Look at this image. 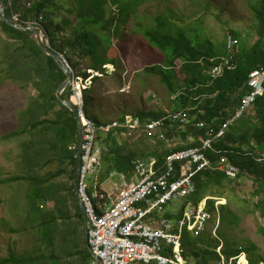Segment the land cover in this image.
I'll use <instances>...</instances> for the list:
<instances>
[{
  "label": "trees",
  "instance_id": "1",
  "mask_svg": "<svg viewBox=\"0 0 264 264\" xmlns=\"http://www.w3.org/2000/svg\"><path fill=\"white\" fill-rule=\"evenodd\" d=\"M252 1L251 8L257 19V39L251 45H244L241 32L227 31L226 37L235 35L240 44L232 61L234 66H225L216 78L211 77V71L220 58L227 55L226 40L217 45L209 37L199 34L197 27L181 26L170 20L168 14L157 15L155 26L142 27L140 34L136 33L145 37L150 47L161 54V60L146 66L145 70L159 76L170 94L175 95V110H186L191 115L187 123L166 120L161 135L173 138L181 134L184 139L193 136L194 140L174 148H165L164 142H160L159 148L150 152L157 156L158 166L163 165L170 152L201 144L199 138L206 135V131L199 127L200 121H214V130L218 131L249 91L247 81L251 71L264 66V0ZM140 3L141 0H6L5 15L13 19L18 14V23L28 25L32 22L42 28L46 44L70 61L73 54L79 58L89 57L92 59L90 68L99 69L110 63L118 65L119 50L113 40L120 38L123 25L137 13ZM49 24L58 28L64 39L59 41L58 37L55 42ZM101 47L110 52L109 57L99 53ZM0 55L2 79L11 80L22 88L33 86L37 92L31 97L28 108L21 111L22 119L25 118L24 127L3 137L21 138L24 173L0 179V182L29 183L25 204L28 221L36 229V243L20 254L0 257V264H93L95 258L86 243L85 221L76 187L78 121L56 94L67 75L55 58L38 44L32 30L20 29L2 19ZM83 76L86 78L88 74ZM91 92V88L84 91L86 107L91 101ZM63 96L74 101L70 87L65 89ZM134 114L148 120L165 117L169 113L141 110ZM144 137L130 140H143ZM99 140L107 148L101 165L109 172L133 171L134 157L129 154L131 144L115 133L100 134ZM207 153L213 167L195 177L197 191L194 202L206 196L227 197L228 191L234 194L239 189L241 178L247 177L256 183L252 194L261 196L255 206L264 220V94ZM223 159L239 167L238 178H231L217 168ZM48 165H55V168L47 172L44 169ZM215 202L213 198L208 201L212 214L216 217L219 210L220 220L222 218L223 223L234 225L239 217L228 206L229 201L219 205L218 209ZM43 203H50L52 207L45 209ZM260 231L264 233V227L261 226ZM15 232H22V229ZM183 245L187 258L201 256L199 263L194 261L193 264L220 260L217 251L220 246L228 261L234 258L232 264H237L235 259L242 252L248 256L245 264L264 263L262 255L256 256L255 251L259 247L255 242L248 241L247 245L241 246L242 249L234 247L220 228L215 235L209 228L199 234L186 231Z\"/></svg>",
  "mask_w": 264,
  "mask_h": 264
},
{
  "label": "rangeland",
  "instance_id": "2",
  "mask_svg": "<svg viewBox=\"0 0 264 264\" xmlns=\"http://www.w3.org/2000/svg\"><path fill=\"white\" fill-rule=\"evenodd\" d=\"M251 3H253L252 0H141L137 13L132 14L123 25L119 34L120 38L113 40L114 46L119 50L118 65L110 63L102 68L93 69L90 68L91 58H79L77 54L71 55L72 61L70 62L75 72L82 77L83 81L85 80L84 73H87V77L91 79V83L87 81L82 83L81 80H77L78 85L83 89V94L85 89H92L91 101L86 107L88 115L101 120H112L141 110H162V112L175 110V95L170 94L159 76L145 70L146 66L159 62L161 54L157 49L150 47L145 37L139 35L140 29L155 26L154 19L157 15L168 14L170 20L181 26L197 27L199 34L209 37L217 45L225 43L229 30L241 32L242 44L251 45L257 39V19ZM16 17L14 21L16 19L19 21L20 15L16 14ZM30 24L32 22L28 23ZM49 30L55 42L58 37L59 41L64 39L63 33L52 24H49ZM137 32L139 34H136ZM42 33L44 36L43 31ZM2 35L5 37L3 33ZM99 53L109 57L110 52L101 47ZM94 77H97L96 80ZM68 87L71 91L74 88L72 84ZM36 93L33 86L25 88L16 86L11 80H3L0 74V179L24 173L25 165L21 160L23 151L21 138L3 137L24 127L25 118L22 119L21 111L28 108L31 97ZM161 133L156 132L153 138L144 137L143 140L136 141L123 139V141L131 144L132 149L128 153L134 157L152 152L153 149L159 148V143L162 141L165 148H174L194 140L193 136L184 139L181 134H177L173 138H167ZM54 168L55 165H48L44 170L48 172ZM86 181L91 188H101L108 192L114 191L116 183H123L118 171L116 175L111 176L109 170L103 165L98 172L89 174ZM27 184L29 183L26 181L0 182V257H6L11 253L20 254L36 243V229L32 228L31 222L28 221V209L25 204ZM255 188L254 181L242 177L236 193L228 191L227 197L217 198L221 201L216 204L217 208L229 201L228 206L233 209L239 219L234 225L223 223L222 218L220 220L219 217L221 213L217 210L216 217L214 213L212 214L208 228L214 235L220 228L226 240L234 247L241 248L247 245L248 241L255 242L259 247V250L255 251L256 256L260 254L264 257V233L260 231L261 226L264 227V220L255 206L261 196L252 194ZM193 197L194 195L180 197L166 204L168 214L178 209L182 213L186 206L183 201L192 200L194 202ZM43 204L45 209L52 207L50 203ZM18 229H22V232H15ZM223 241H225L224 238ZM217 251L221 259H210L209 264H232L234 262V258L228 261L222 254L221 246L217 248ZM243 254L246 258L248 257L247 253L242 252L235 259L237 264L246 263V258L241 260ZM199 260L201 256L188 258L187 264H193L194 261Z\"/></svg>",
  "mask_w": 264,
  "mask_h": 264
},
{
  "label": "built area",
  "instance_id": "3",
  "mask_svg": "<svg viewBox=\"0 0 264 264\" xmlns=\"http://www.w3.org/2000/svg\"><path fill=\"white\" fill-rule=\"evenodd\" d=\"M239 44L237 36L229 34L226 37L227 55L213 67L212 78L220 76L225 66H234L232 61ZM59 55L72 73L69 85L74 86L73 100L83 124L78 190L88 215V245L96 255L93 264H187L184 233L199 234L207 229L213 216L208 201L216 199L214 206L221 201L214 196L201 198L197 203L184 200L186 206L182 213L178 209L169 215L166 204L196 193L195 177L213 167L207 153L209 149L264 94V66L251 71L247 81L249 91L218 131L214 130V121H200L199 127L206 131V135L199 138L201 144L170 152L161 166L154 154L136 156L132 160L133 171L119 172L123 183H116L114 191L108 192L91 188L86 181L89 174L100 170L107 149L100 143V134L115 133L119 138L129 140L153 136L162 131L166 120L187 123L191 115L180 109L157 119L143 120L139 115L125 114L117 119L96 120L86 112L83 89L77 81L91 83V79L87 77L83 81L70 60L64 54ZM217 168L231 178H238L240 174L239 167L226 159L219 162ZM116 174L117 171L110 172L111 176Z\"/></svg>",
  "mask_w": 264,
  "mask_h": 264
},
{
  "label": "water",
  "instance_id": "4",
  "mask_svg": "<svg viewBox=\"0 0 264 264\" xmlns=\"http://www.w3.org/2000/svg\"><path fill=\"white\" fill-rule=\"evenodd\" d=\"M1 4H0V19L8 22L9 24L13 25V26H17L20 29H30L35 33L36 39L38 44L42 47V49L48 54L51 55L55 58V60L57 61V63L61 66V68L64 70V72L67 75V78L60 84V86L57 89V97L59 98V100L66 105L76 116L77 121H78V128H79V141H78V146H77V167H76V187H77V194L79 196V200H80V207L81 210L83 212V217H84V221H85V235H86V243L88 245V215L86 212V208L85 205L83 204L80 195H79V190H78V186H79V180H80V167H81V158H82V142H83V124H82V120L79 116V112L78 111V107L75 104L74 101L67 99L63 96V92L65 91V89L69 86V83L72 79V73L69 71V69L65 66L64 62L62 61L59 53L57 51H55L54 49H52L50 46H48L44 40V36L42 33V28L35 26V25H23L21 23H18L17 21H14L13 19H9L6 17L5 15V7H6V0H0ZM89 247V245H88ZM90 252L92 253L93 257L96 258L95 253L93 252V250L89 247ZM101 264V262H100Z\"/></svg>",
  "mask_w": 264,
  "mask_h": 264
},
{
  "label": "bare ground",
  "instance_id": "5",
  "mask_svg": "<svg viewBox=\"0 0 264 264\" xmlns=\"http://www.w3.org/2000/svg\"><path fill=\"white\" fill-rule=\"evenodd\" d=\"M31 25H33V24H31ZM245 258H246V256L243 254V255L241 256V260L243 261V260H245Z\"/></svg>",
  "mask_w": 264,
  "mask_h": 264
},
{
  "label": "crops",
  "instance_id": "6",
  "mask_svg": "<svg viewBox=\"0 0 264 264\" xmlns=\"http://www.w3.org/2000/svg\"><path fill=\"white\" fill-rule=\"evenodd\" d=\"M238 32V31H237ZM255 42V41H254ZM147 155V154H146ZM142 156V155H141ZM144 156V155H143ZM136 156H134V158H135Z\"/></svg>",
  "mask_w": 264,
  "mask_h": 264
}]
</instances>
